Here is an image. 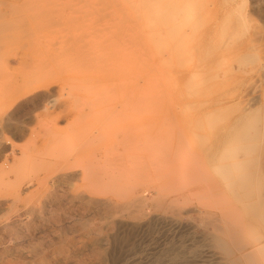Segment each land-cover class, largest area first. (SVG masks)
I'll return each instance as SVG.
<instances>
[{
    "label": "rangeland",
    "instance_id": "1",
    "mask_svg": "<svg viewBox=\"0 0 264 264\" xmlns=\"http://www.w3.org/2000/svg\"><path fill=\"white\" fill-rule=\"evenodd\" d=\"M262 113L264 0H0V264H264Z\"/></svg>",
    "mask_w": 264,
    "mask_h": 264
},
{
    "label": "bare ground",
    "instance_id": "2",
    "mask_svg": "<svg viewBox=\"0 0 264 264\" xmlns=\"http://www.w3.org/2000/svg\"><path fill=\"white\" fill-rule=\"evenodd\" d=\"M134 1V0H133ZM140 1V0H139ZM178 1V0H177ZM136 2H138V1H136ZM176 2V1H175ZM190 2V1H189ZM140 3V2H139ZM185 4L184 5H181V4H179V3H175V4H173V5H171V6H165L164 8H161V7H158L159 9H157V10H159V12H164V13H169V14H175V13H179L180 11H182L183 9H184V7L183 6H187V4H188V2L186 1V2H184ZM182 4H183V2H182ZM191 4H192V2H191ZM140 6V5H139ZM209 6V5H208ZM137 7V6H136ZM141 7V6H140ZM153 8V7H152ZM156 10V11H157ZM139 12V11H138ZM141 12V11H140ZM180 14V13H179ZM179 14H178V16H179ZM193 14H195V13H193ZM197 14V13H196ZM165 15V14H164ZM184 15V14H183ZM138 16H140V15H138ZM142 16V15H141ZM159 16V15H158ZM174 17H175V15H174ZM140 19H141V17H140ZM141 21H142V19H141ZM163 22V21H162ZM163 24V23H162ZM160 28V27H159ZM126 29V28H125ZM142 29V28H141ZM157 30V29H156ZM185 31H187V30H185ZM161 32V31H160ZM152 34V33H151ZM155 36V35H154ZM139 37H140V35H139ZM163 39V38H162ZM197 39V38H196ZM231 40V39H230ZM225 42V41H224ZM139 43V42H138ZM196 43V42H195ZM140 44V43H139ZM155 45H157V44H155ZM169 46V45H168ZM155 48V47H154ZM153 48V49H154ZM163 48V47H162ZM142 49V48H141ZM166 50H167V48H166ZM169 50V49H168ZM174 50V49H173ZM172 50V51H173ZM189 50V49H188ZM125 51V50H124ZM158 52V51H157ZM167 52V51H166ZM138 53H139V51H138ZM143 53L145 54V52H144V50H143ZM160 53V52H159ZM177 54V53H176ZM163 55V54H162ZM166 55V54H165ZM192 55V54H191ZM164 57V56H163ZM170 57V56H169ZM165 58V57H164ZM168 58V57H167ZM180 58V57H179ZM171 59V58H170ZM181 59V58H180ZM145 60V59H144ZM148 60V59H147ZM140 61V60H139ZM141 61H143V60H141ZM248 61V60H247ZM146 62H148V61H144L143 62V65L139 68V76H140V78H141V83L139 82L138 83V85H139V88L140 87H142L141 89H145L146 87V83H145V75H146ZM162 62H163V60H162ZM180 61H179V59H178V62H175V63H179ZM181 62H182V60H181ZM180 62V66H178L177 64H175L174 63V65H177L178 67H180L179 68V70H180V72H177L178 73V75L179 76H183V75H185V74H189L190 72H192L193 73V66H191V65H193V63H191L190 62V65H188V66H190V67H185V65L184 64H182ZM246 62V61H245ZM164 64V63H163ZM152 64L150 63V66H151ZM152 66H155V65H152ZM152 66H151V69H153L152 68ZM158 66V65H157ZM166 66H167V64H166ZM176 66V67H177ZM177 67V68H178ZM169 68V67H168ZM184 68V69H183ZM150 69V68H149ZM167 70V69H166ZM165 70V71H166ZM138 73V72H137ZM137 73H135V76H137L138 77V75H136ZM176 73V74H177ZM171 74H173L172 73V71H171ZM191 74V73H190ZM162 76H163V82H164V84H163V86H162V89H164V90H170V92L172 91V90H175V88H174V86H173V84L171 83V81H170V79H169V76H170V74L169 73H166V72H164V74H162ZM188 76H190V75H188ZM196 77V76H195ZM181 78V77H180ZM191 78V77H190ZM139 78H137V80H138ZM140 80V79H139ZM172 80V79H171ZM191 80V79H190ZM160 81V80H159ZM193 84H191L190 86H187L186 87V90L187 91H192V89H193V86H192ZM163 90V91H164ZM140 101V100H139ZM145 101V100H144ZM144 101H140L141 102V105H142V107L144 106ZM148 101V100H147ZM262 101V100H261ZM139 103V102H138ZM260 103V102H259ZM248 104H249V102H248ZM250 105H252V104H250ZM262 105V104H261ZM136 106H139V104L138 105H136ZM253 106V105H252ZM129 107V106H128ZM133 107V106H132ZM134 107H135V105H134ZM262 107V106H261ZM117 108H119V107H117ZM168 108H169V106H168ZM245 108V107H244ZM243 108V109H244ZM145 109V108H144ZM118 110V109H117ZM242 110V109H241ZM108 111V110H107ZM113 111H115V110H113ZM129 111V110H128ZM130 111L132 112L133 110H131V108H130ZM133 112H135V111H133ZM110 113V112H109ZM115 113V112H114ZM119 113V112H118ZM251 113V112H250ZM120 114V113H119ZM125 114V113H124ZM122 115V114H121ZM121 115H120V117H121ZM128 115V114H127ZM126 115V116H127ZM118 116V115H117ZM152 116V115H151ZM124 117V116H123ZM128 117V116H127ZM114 118V117H113ZM125 118V117H124ZM250 118V117H249ZM123 119V118H122ZM125 120V119H124ZM258 120H259V118H258ZM260 128H259V133H260V135L262 136V137H264V113H262V117L260 118ZM172 122H173V120H172ZM127 134V133H126ZM101 136H102V134H100ZM132 135V134H131ZM178 135V134H177ZM97 137V136H96ZM179 137V136H178ZM260 138V137H259ZM94 140V139H93ZM96 140V139H95ZM98 141V140H97ZM261 141V140H260ZM121 144V143H120ZM121 146V145H120ZM119 147V146H118ZM231 150V149H230ZM262 155H264V154H262ZM260 157V156H259ZM69 158V157H68ZM70 161V160H69ZM216 168V167H215ZM198 169V168H197ZM250 174V173H249ZM93 175V174H92ZM91 175V176H92ZM252 175V174H251ZM94 176V175H93ZM245 177H243V178H241L240 176V178H239V180H235V179H233V178H229V179H226V190H225V193H226V212H225V215H224V218H225V221H224V224H225V227L223 228V227H221L220 225H219V222H218V220L217 221H215V220H213L214 222H213V226L211 225V221H210V226L212 227V228H214V230L215 231H218V232H220L221 233V235L222 236H224V238L225 239H231V240H233V231H234V228H233V225H235V217H234V214H235V212H244V213H247L248 214V216L250 217V219L251 218H255V217H260V219L261 220H264V186H262V187H253V188H250L252 185H255V182H253V180L250 178V176L249 177H246V175H244ZM253 176V175H252ZM66 177V176H65ZM95 177H96V175H95ZM95 177H91V178H94L95 179ZM255 177V176H254ZM97 179H98V177H97ZM69 180V179H68ZM211 181V180H210ZM95 182V181H94ZM262 184H264V183H262ZM224 185V184H223ZM90 191V190H89ZM209 193V192H208ZM109 194V193H108ZM197 194V193H196ZM212 194V193H211ZM78 195V194H77ZM206 195V194H205ZM214 195V194H213ZM80 196H81V194H80ZM92 198V197H91ZM76 199V198H75ZM78 199H81L80 197L78 198ZM74 200V199H73ZM197 200V199H196ZM82 201V200H81ZM15 202V201H14ZM13 202V203H14ZM77 203H78V201H77ZM76 203V204H77ZM81 203V202H80ZM8 204V203H7ZM10 204V203H9ZM43 206V205H42ZM9 207V206H8ZM16 211V210H15ZM21 211V210H20ZM31 211V210H30ZM33 211V210H32ZM18 212V211H17ZM21 213H23V212H21ZM29 213V212H28ZM15 214H17L16 212L14 213V215ZM20 214V213H19ZM21 215V214H20ZM29 215V214H28ZM97 215V214H96ZM14 217V216H13ZM24 217H26V216H24ZM257 217V218H258ZM17 218H19V216L17 217ZM26 218H29V217H26ZM10 219V218H9ZM245 219H247V216H246V218ZM259 219V220H260ZM13 220V219H12ZM28 220V219H27ZM222 222V221H221ZM233 222H234V224H233ZM249 222H251L250 220H249ZM11 223H12V221H11ZM14 223V222H13ZM202 223V222H201ZM209 223V222H208ZM254 223V222H253ZM226 224H228V225H226ZM250 224V223H249ZM21 225V224H20ZM208 225V224H207ZM251 225V224H250ZM14 226V225H13ZM209 226V225H208ZM228 226H230V227H228ZM254 226V225H253ZM253 226L251 227V228H253ZM257 226V225H256ZM20 228V227H19ZM247 228H249V227H247ZM250 229V228H249ZM253 230H255L254 228H253ZM18 232V231H17ZM242 234V233H241ZM260 234V233H259ZM20 237V236H19ZM13 238V237H12ZM16 239V238H15ZM260 239H264V236H262V237H260ZM15 243V242H14ZM231 243V242H230ZM242 247V246H241ZM241 247H237V249L239 250V248H241ZM243 248V247H242ZM236 249V250H237ZM15 250V249H14ZM235 250V249H234ZM255 250H261V251H264V245H256L255 246ZM60 251V250H59ZM239 252V251H238ZM232 254V253H231ZM233 254H235L234 252H233ZM240 255V254H239ZM239 257V256H238ZM40 263V262H39ZM229 264H236V263H234V262H230Z\"/></svg>",
    "mask_w": 264,
    "mask_h": 264
}]
</instances>
